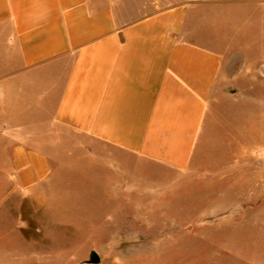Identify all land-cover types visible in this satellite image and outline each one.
Wrapping results in <instances>:
<instances>
[{
  "label": "rangeland",
  "instance_id": "rangeland-1",
  "mask_svg": "<svg viewBox=\"0 0 264 264\" xmlns=\"http://www.w3.org/2000/svg\"><path fill=\"white\" fill-rule=\"evenodd\" d=\"M153 1L147 14L188 0ZM228 2L196 165L101 144L94 155V140L67 128L36 188L0 177V264H264V0Z\"/></svg>",
  "mask_w": 264,
  "mask_h": 264
},
{
  "label": "crops",
  "instance_id": "crops-1",
  "mask_svg": "<svg viewBox=\"0 0 264 264\" xmlns=\"http://www.w3.org/2000/svg\"><path fill=\"white\" fill-rule=\"evenodd\" d=\"M223 2L188 0L147 14L148 0H0L6 185L44 182L51 142L67 128L94 140V155L101 144L179 172L194 167L222 73Z\"/></svg>",
  "mask_w": 264,
  "mask_h": 264
},
{
  "label": "water",
  "instance_id": "water-1",
  "mask_svg": "<svg viewBox=\"0 0 264 264\" xmlns=\"http://www.w3.org/2000/svg\"><path fill=\"white\" fill-rule=\"evenodd\" d=\"M99 261H100V255L95 250H92L90 253L89 262H99Z\"/></svg>",
  "mask_w": 264,
  "mask_h": 264
}]
</instances>
